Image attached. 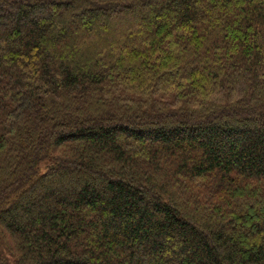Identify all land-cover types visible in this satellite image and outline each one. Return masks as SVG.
Segmentation results:
<instances>
[{
	"label": "trees",
	"instance_id": "obj_1",
	"mask_svg": "<svg viewBox=\"0 0 264 264\" xmlns=\"http://www.w3.org/2000/svg\"><path fill=\"white\" fill-rule=\"evenodd\" d=\"M0 264H264V0H0Z\"/></svg>",
	"mask_w": 264,
	"mask_h": 264
}]
</instances>
